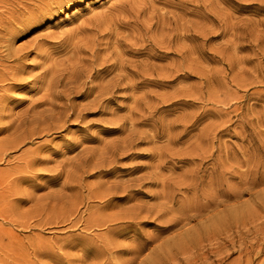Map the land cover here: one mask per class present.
<instances>
[{"label": "rangeland", "instance_id": "obj_1", "mask_svg": "<svg viewBox=\"0 0 264 264\" xmlns=\"http://www.w3.org/2000/svg\"><path fill=\"white\" fill-rule=\"evenodd\" d=\"M46 2L0 0V94L29 78L42 81L34 94H19V107L0 106V128L7 129L0 134V264H53L44 249L63 264H125L133 256L126 248L140 243L133 264H264L261 0H109L65 27L17 42ZM65 34V54L36 66L32 53L39 42ZM69 125L88 131H65ZM11 141L18 143L11 148ZM48 145L60 156L41 150ZM54 176L58 183L50 182ZM163 177L182 185L171 188L174 203L167 213L156 210L167 191ZM98 194H106L108 203ZM182 198L194 200L196 209L180 223L178 211L190 204ZM132 207L138 214L133 224L166 229L140 227L143 239H137L99 237L109 229L85 226L87 219ZM231 208L238 209L236 219L228 215ZM187 229L196 234L187 250L163 247ZM74 233L87 240L86 247H68ZM102 238L119 247L89 258L83 249H94L91 242L100 245Z\"/></svg>", "mask_w": 264, "mask_h": 264}, {"label": "snow or ice", "instance_id": "obj_2", "mask_svg": "<svg viewBox=\"0 0 264 264\" xmlns=\"http://www.w3.org/2000/svg\"><path fill=\"white\" fill-rule=\"evenodd\" d=\"M109 3V0H47L45 4V10L40 12L34 20L30 21L29 25L26 26L23 35L17 37V42L20 40L26 39L32 36L36 32H45L48 29L56 30L62 27H65L68 24H71L78 20L81 16L85 15L88 11L93 8L101 7ZM261 4H264V0H261ZM264 11V8L261 9ZM69 47V40L67 34L64 37H50L43 39L39 42L38 50L34 49L32 55L36 57V66H39L40 61H47L51 58L62 57ZM28 67H32L29 65ZM106 70H101V74H104ZM33 84L35 87H33ZM42 81L32 80L29 78L28 82L23 84H17L11 86L10 93L0 94V106L4 107H19L17 103L19 99V94L27 92L29 94H34L40 88ZM114 103V100L112 101ZM98 113H93L95 115ZM194 127L190 131L194 130ZM6 128H0V134L6 132ZM65 131H71L77 134H86L88 129L81 127L79 125H69ZM64 136V133H58L55 136L56 141H60ZM66 147L71 149L70 144H66ZM42 151L50 152L52 157H59L60 152L51 148L50 145L45 146L41 149ZM74 150V149H71ZM38 163H44L46 161H37ZM50 162V161H47ZM43 178V176H42ZM60 177L54 176L51 178V183H58ZM22 182L27 183L28 181L22 180ZM116 231L114 232L117 236H123L125 238L130 235H135L137 239H143L142 234L139 231L140 227L148 228L154 227L157 230H163L161 226L155 225V223H145L142 225H136L131 222H118L112 226ZM87 245V240L78 236L75 233L73 234L72 241L69 243L68 247L79 248ZM87 255L90 257L93 255L95 249L87 248ZM43 255H46L50 260L53 261V264H63L57 255H53L49 249H44L42 251Z\"/></svg>", "mask_w": 264, "mask_h": 264}, {"label": "bare ground", "instance_id": "obj_3", "mask_svg": "<svg viewBox=\"0 0 264 264\" xmlns=\"http://www.w3.org/2000/svg\"><path fill=\"white\" fill-rule=\"evenodd\" d=\"M259 5V4H258ZM263 6V5H262ZM261 6V7H262ZM260 7V8H261ZM257 8V7H256ZM210 15V14H209ZM6 17V16H5ZM10 17V16H9ZM11 17H13V16H11ZM4 19V18H3ZM6 20V19H5ZM225 21V20H224ZM7 22V21H6ZM226 22V21H225ZM260 23V22H259ZM262 24H264V23H262ZM226 27V26H225ZM13 35V34H12ZM0 40H2V39H0ZM1 42V41H0ZM4 42V41H3ZM2 44V43H1ZM5 44V43H4ZM0 47H2V46H0ZM4 49V48H3ZM193 51V50H192ZM9 52V51H8ZM6 53V52H5ZM8 54V53H7ZM7 54H5L4 56H6ZM9 55V54H8ZM11 55V54H10ZM12 56V55H11ZM183 56V55H182ZM1 57V56H0ZM22 57V56H21ZM21 57H19L18 56V58H21ZM5 58V57H4ZM7 58V57H6ZM17 58V57H16ZM12 60V59H11ZM15 60H17V59H15ZM14 60V61H15ZM2 61V60H1ZM4 61V60H3ZM10 61V60H9ZM13 61V60H12ZM18 62V61H17ZM13 63V62H12ZM15 64V63H14ZM2 65V64H1ZM12 65V64H11ZM18 65V64H17ZM20 65V64H19ZM4 66V65H3ZM6 67H7V65H6ZM5 66H4V68H6ZM16 67V66H15ZM14 68V67H13ZM16 69H17V67H16ZM15 69V70H16ZM3 69H1L0 71H2ZM9 70H11V69H9ZM18 71V70H17ZM120 71V70H119ZM12 72V71H11ZM7 73V72H6ZM17 73V72H16ZM16 73H15V75H16ZM1 74V73H0ZM5 74V73H4ZM8 74V73H7ZM17 75H18V73H17ZM5 76H7V75H5ZM12 76V75H11ZM14 76V75H13ZM12 76V77H13ZM15 77V76H14ZM1 79V78H0ZM6 79V78H5ZM2 82V81H1ZM0 88H1V86H0ZM2 89V88H1ZM5 89V88H4ZM9 89V88H8ZM44 96H45V94H44ZM56 100V99H55ZM48 105V104H47ZM52 105V104H51ZM51 110V109H50ZM43 112V111H42ZM46 112V111H45ZM40 113V112H39ZM38 112H37V114H39ZM47 114V113H46ZM40 115H42V114H40ZM43 117V116H42ZM47 117V116H46ZM32 118H34V117H32ZM31 118V119H32ZM36 118H38V116L37 117H35V119ZM39 118H41V117H39ZM41 120V119H40ZM43 120V119H42ZM49 120V119H48ZM33 121H35V120H33ZM31 122V121H30ZM42 123V122H41ZM48 123V122H47ZM49 123H51L50 121H49ZM22 124H24V123H22ZM44 124H45V122H44ZM53 124V123H52ZM56 124V123H55ZM39 125V124H38ZM46 125V124H45ZM47 126H49L48 124H47ZM51 126V125H50ZM54 127H56V126H54ZM16 128V127H15ZM17 129V128H16ZM40 129V128H39ZM41 129H44V128H41ZM46 129L47 130H49V128L48 127H46ZM30 130H32L33 131V129H30ZM212 130V132H214L213 131V129H211ZM21 131H23L22 132V134L24 133V130H21ZM26 131V130H25ZM27 131H28V129H27ZM36 131V130H35ZM14 132V131H13ZM16 132V131H15ZM18 132V131H17ZM211 132V133H212ZM35 134V133H34ZM213 134V133H212ZM14 135V134H13ZM9 136V135H8ZM15 137V136H14ZM16 137H17V135H16ZM22 137V136H21ZM214 137H215V135H214ZM216 138V137H215ZM208 140V139H207ZM211 140H212V138H211ZM213 140H214V138H213ZM18 143V142H17ZM17 143H13L12 141L8 144V146H10L11 148H13L15 145H17ZM1 147V146H0ZM5 147V146H4ZM5 149H7V148H5ZM229 149V148H228ZM232 151V150H231ZM206 152V151H205ZM229 153V152H228ZM232 153V152H231ZM2 154H4V153H2ZM199 154H200V152H199ZM229 155V154H228ZM227 154H226V156H228ZM232 155V154H231ZM209 156V155H208ZM194 157V156H193ZM197 157V156H196ZM203 157V156H202ZM231 157V156H230ZM26 158V157H25ZM200 158V157H199ZM198 158V159H199ZM206 158V157H205ZM228 158V157H227ZM1 159V158H0ZM28 160V159H27ZM26 162H28V161H26ZM31 162V161H30ZM29 162V163H30ZM32 162H33V160H32ZM246 163L248 162V163H250L249 161H245ZM28 163V164H29ZM201 163V162H200ZM248 163H247V165H248ZM223 165H224V163H222ZM221 164V166H223ZM228 164V163H227ZM234 164V163H233ZM229 165V164H228ZM21 166V165H20ZM231 166V165H230ZM202 167V166H201ZM217 167V166H216ZM229 167V166H228ZM235 167V166H234ZM22 168V167H21ZM27 168V167H26ZM25 168V169H26ZM226 169H227V167H225ZM232 168V167H231ZM19 169V168H18ZM18 169H16V170H18ZM210 169H211V167H210ZM15 170V171H16ZM217 170V169H216ZM232 170H233V168H232ZM231 170V171H232ZM208 171H210V170H208ZM212 171V170H211ZM234 171V170H233ZM213 172H214V169H213ZM241 172H243V174H244V171H241ZM250 172V171H249ZM15 173V172H14ZM202 173H205V172H202ZM216 173V172H215ZM234 174H235V171L233 172ZM246 173V172H245ZM229 174V173H228ZM246 174H248V173H246ZM245 174V175H246ZM250 174H251V172H250ZM6 175H8V174H6ZM153 175V174H152ZM208 175V174H207ZM231 175V174H230ZM11 176V175H10ZM154 176V175H153ZM213 176V175H212ZM221 176H222V174H221ZM247 176V175H246ZM249 176V175H248ZM203 177V176H202ZM241 177V176H240ZM13 178H15V177H13ZM22 178V177H21ZM153 178V177H152ZM150 179V178H149ZM244 179H246V177H244ZM253 179V178H252ZM9 180V179H8ZM6 181V180H5ZM13 181H16V180H14L13 179ZM215 181H216V179H215ZM220 181V180H219ZM7 182H9V181H7ZM218 182V181H217ZM245 182H246V180H245ZM6 183V182H5ZM8 184V183H7ZM202 184V183H201ZM224 184V183H223ZM162 185H163V187L167 190V191H164V193H163V197L162 198H164L163 200V202H161L158 206H157V212H162V213H167V212H171L172 211V202L174 203V191H172V189L171 188H176L177 190H180V188L182 187V185H181V187L180 188H178V187H176L172 182H171V180L169 179V178H167V177H163L162 178ZM204 185V184H203ZM217 185V184H216ZM9 186V185H8ZM202 186V185H201ZM200 186V187H201ZM213 186V185H212ZM211 186V189L213 188ZM217 187H218V185H217ZM229 187V186H228ZM15 188V187H14ZM185 188V187H184ZM206 189V187H203V189ZM220 188V187H219ZM187 189H189V188H187ZM195 189V188H194ZM207 189H209V187L207 188ZM206 189V190H207ZM214 189V188H213ZM222 189V188H221ZM227 189V188H226ZM243 189H245V188H243ZM108 190V189H107ZM169 190H171V191H169ZM216 190V189H215ZM214 190V191H215ZM229 190V189H228ZM228 190H225V192L226 191H228ZM197 191H198V188H197ZM202 191H204V190H202ZM210 191V190H209ZM208 190H207V194H208V192H209ZM223 191V190H222ZM237 191V190H236ZM105 192V191H104ZM195 192V191H194ZM217 192H219V191H217ZM230 192H231V190H230ZM241 192V191H240ZM101 193V192H100ZM106 193V192H105ZM107 193H109V192H107ZM177 193V192H176ZM201 193V192H200ZM200 193H199V195H200ZM211 192H209V194H210ZM229 193V192H228ZM238 193V192H237ZM112 194H113V192H112ZM192 194V193H191ZM197 194V193H196ZM195 194V195H196ZM219 194V193H218ZM235 194V193H234ZM193 195H194V193H193ZM194 195V196H195ZM198 195V194H197ZM202 195V194H201ZM213 195V194H212ZM220 195H224V193L222 194H220ZM233 195V194H232ZM95 196V195H94ZM99 197L100 199H101V203H103V204H106V203H108V199H106L105 200V196H106V194H98V195H96V197ZM191 196V195H190ZM203 196V195H202ZM207 196V195H206ZM222 196H221V200H222ZM230 196V195H229ZM208 197H210V196H208ZM184 198V197H183ZM182 198V199H183ZM189 198V197H188ZM191 198V197H190ZM193 199H194V197H192ZM203 198H205V196L203 197ZM99 199V200H100ZM104 199V200H103ZM198 199V198H197ZM199 199H200V197H199ZM206 199H208L207 197H206ZM183 200H187V198H185V199H183ZM192 200V199H191ZM210 200V199H209ZM218 200H219V198H218ZM217 200V201H218ZM196 201V200H195ZM185 202V201H184ZM187 202H188V200H187ZM209 202V201H208ZM186 203V202H185ZM188 203H190V202H188ZM187 203V204H188ZM192 203V202H191ZM188 204V205H190V207H188V205H186L187 206V210H186V207H185V205H184V208H185V210H180V211H178V214H179V222L181 223L182 221H184L185 219H188V218H191V216L192 215H194V214H192V215H187L188 213H187V211H189L190 210V212L189 213H191V211L192 210H194V209H196V208H194V207H191V205H193L194 206V200H193V204ZM218 203V202H217ZM213 204V203H212ZM221 204V203H220ZM220 204H218V205H220ZM102 206V205H101ZM236 207V206H235ZM192 208H194V209H192ZM125 209H126V207H125ZM133 207L132 208H129V209H127L126 211H124V212H120V213H113V214H107V215H105V216H103V215H100V217H102V218H90V219H87L86 220V222H84L85 223V226H86V228H90V227H93V226H103L102 228H108L109 230L108 231H106L105 232V234H101L99 237H105V236H108V235H111V234H114V232L116 231L112 226L114 225V224H116V223H118V222H131V223H133V221L135 220V217L138 215V214H136L135 212H133ZM178 210V209H177ZM200 210V209H199ZM238 210V209H237ZM237 210L235 209V208H231V209H229V211H228V215L230 216V217H232L231 219H233L234 218V216L236 215V212H237ZM99 211V210H98ZM241 211V210H240ZM146 213V212H145ZM193 213V212H192ZM195 214H200V213H198L197 211H195ZM202 215V214H201ZM200 215V216H201ZM197 217V216H196ZM240 217H242V216H240ZM139 218V217H138ZM192 218H193V216H192ZM223 218V217H222ZM222 218H220V217H218L215 221L216 222H222L223 221V219ZM239 218V217H238ZM227 219V218H226ZM234 219H236V218H234ZM240 219H242V218H240ZM252 219V218H251ZM243 220H244V218L241 220L242 221V223H245V222H243ZM240 223H241V221L240 220H238ZM245 221V220H244ZM248 221H250V219L248 218ZM254 221V220H253ZM224 222V221H223ZM225 222H227V220L225 221ZM235 222H236V220H235ZM238 222V224H235V225H241L240 223ZM263 222V221H262ZM230 223V222H229ZM228 223V224H229ZM237 223V222H236ZM249 223V222H248ZM248 223H245L246 225L248 224ZM244 224V227L246 226ZM200 225V224H199ZM218 225V224H217ZM234 225V224H233ZM183 226V225H182ZM230 227H231V224L229 225ZM242 226V225H241ZM226 227H228V225H226ZM237 227H239V226H237ZM163 229H166L165 227H162ZM219 228H221V226H219ZM232 228V227H231ZM243 228V227H242ZM241 228V229H242ZM258 228V227H257ZM103 229V230H104ZM194 229H195V227H194ZM209 229H210V231H208V232H211V227H209ZM229 228H227V230H226V228H225V230H223V231H225V233L226 232H228V231H230V230H228ZM233 229V228H232ZM237 229V228H236ZM236 229H235V231H236ZM259 229V228H258ZM102 230V229H101ZM240 230V229H239ZM246 230V229H245ZM192 230L190 229H187V230H185V232L184 233H180L179 234V232H178V236H176V237H173V238H169L168 240L166 239V241H165V244H164V246L163 247H165V248H167V249H172V248H177V250H178V252H179V249H181V253L183 252L182 250L184 249V248H188V244L189 243H191L192 244V242H194L195 241V238H196V234L195 233H193L194 231H192ZM199 231V230H198ZM201 231H202V229H201ZM216 231V230H215ZM247 231H249L248 229H247ZM181 232V231H180ZM197 232V231H196ZM208 232H206L205 233V235H206V237H208V235H207V233ZM218 232H220V231H217V233ZM221 232H222V230H221ZM220 232V233H221ZM259 232V231H258ZM198 234H199V232H197ZM201 233H203V232H201ZM231 233V232H230ZM238 233H240V234H244L245 233V231H244V233H242V232H238ZM197 234V235H198ZM240 234H239V236H240ZM175 235H177V234H175ZM203 235V234H202ZM205 235H203L204 237H205ZM210 235H212V234H210ZM210 235H209V237H210ZM226 235H229V233L228 234H226ZM245 235H247V234H245ZM96 236V235H95ZM94 236V237H95ZM174 236V235H173ZM199 236V235H198ZM203 236H201L202 237V239H205ZM213 236V235H212ZM242 236H244V235H242ZM242 236H241V239H242ZM98 237V236H97ZM111 237V236H110ZM110 237H108V238H110ZM213 237H216L217 238V236H213ZM93 237H91V239H92ZM107 238V237H106ZM225 238V237H224ZM234 238V237H233ZM198 239H200V237L198 238ZM212 239V238H211ZM218 239H219V237H218ZM221 239V238H220ZM229 239V238H228ZM110 240V239H109ZM214 240V239H213ZM212 240V241H213ZM217 240V239H216ZM227 240V239H226ZM233 240V239H232ZM232 240H231V242H232ZM94 241V240H93ZM91 242V243H94V245H95V243L97 244V245H95L94 246V249H95V251H94V254H95V252H96V254H97V256H100V257H103V255L104 254H106V253H109V252H112V250H114L115 251V249L116 248H118L119 247V245L118 244H120V242L117 244V243H115V242H117V241H114V242H112V241H110V242H107L106 240H104V238H102V240H101V244L100 245H98V243L96 242V240H95V242ZM97 241H99V239L97 240ZM229 241H230V239H229ZM112 242V243H111ZM223 242H226L225 241V239H224V241ZM146 244V243H145ZM194 244H196V243H194ZM199 244V243H198ZM197 244V245H198ZM93 245V244H92ZM144 245V243L143 244H141L140 243V245L138 244V245H135L134 247H132V248H126L127 250L126 251H129V252H132L133 253V256H131V258H129V259H127V260H125L124 258V261H125V264H133V262H135L136 261V259L138 258V256H139V253L141 252V250H142V246ZM202 245V243L200 244V246ZM218 245V244H217ZM253 245V244H252ZM263 245V244H262ZM196 246V245H195ZM203 246V245H202ZM86 247V246H85ZM84 247V248H85ZM120 247H123V246H120ZM126 247V246H125ZM93 248V247H92ZM193 248V247H192ZM197 248V247H196ZM199 249H200V247H198ZM219 248V247H218ZM245 248V247H244ZM248 249H249V247H247ZM264 248V247H263ZM158 249H159V247H158ZM83 250H86V249H83ZM82 250V251H83ZM184 250H187V249H184ZM193 250V249H192ZM245 250V249H244ZM264 250V249H263ZM113 251V252H114ZM173 251H175V250H173ZM245 251H248V250H245ZM163 252V251H162ZM192 252V251H191ZM190 252V253H191ZM240 253L241 252H243V251H239ZM261 252V251H260ZM259 252V253H260ZM85 253V252H84ZM131 253V254H132ZM172 253H176V252H172ZM189 253V256L191 255ZM195 253V252H194ZM193 252H192V255L194 254ZM95 254V255H96ZM165 254H167V253H165ZM164 254V255H165ZM246 254V253H245ZM251 254V253H250ZM83 255V254H82ZM94 255V256H95ZM107 255V254H106ZM179 254H177V256H178ZM195 255V254H194ZM261 255V254H260ZM58 256V255H57ZM86 256V255H85ZM84 256V257H85ZM93 255H92V257H94ZM166 256V255H165ZM184 256V255H183ZM196 256H198V255H196ZM241 256V255H240ZM91 257V258H92ZM173 258H176L175 256H172ZM172 257H168V258H172ZM248 257H249V255H248ZM256 257V256H255ZM258 257H260V256H258ZM263 257H264V255H263ZM263 257H262V259H263ZM90 258V257H89ZM88 257L86 258V260L87 259H89ZM104 258V257H103ZM182 258V257H181ZM183 258H185V257H183ZM194 258V257H193ZM139 259V258H138ZM179 259H180V257H179ZM186 260H187V257L185 258ZM184 259V260H185ZM190 259V258H189ZM188 259V260H189ZM248 259V258H247ZM252 259H254V258H252ZM64 260H66V259H64ZM63 260V261H64ZM77 260V259H76ZM104 260V259H103ZM185 260V261H186ZM187 260V261H188ZM249 261H251L250 259H248ZM67 261V260H66ZM95 261V260H94ZM121 261H123V260H121ZM143 260H141L140 261V264H141V262H142ZM189 261H193V260H189ZM195 261V260H194ZM248 261V262H249ZM261 261V260H260ZM260 261H259V264H260ZM80 262V261H79ZM247 262V263H248ZM99 263L100 264H102V260H100L99 261ZM104 263V262H103ZM122 263H124V262H122ZM144 263H146V262H144ZM189 263V262H188ZM191 263V262H190ZM189 263V264H190ZM193 263H195V262H193ZM264 263V262H263ZM67 264V263H66ZM143 264V263H142ZM192 264V263H191ZM250 264V263H249ZM258 264V263H257Z\"/></svg>", "mask_w": 264, "mask_h": 264}]
</instances>
